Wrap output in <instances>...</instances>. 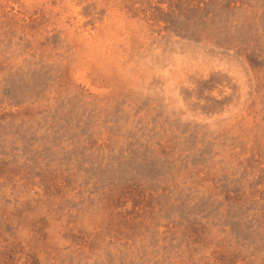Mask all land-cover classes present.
<instances>
[{"label":"rangeland","instance_id":"obj_1","mask_svg":"<svg viewBox=\"0 0 264 264\" xmlns=\"http://www.w3.org/2000/svg\"><path fill=\"white\" fill-rule=\"evenodd\" d=\"M0 264H264V0H0Z\"/></svg>","mask_w":264,"mask_h":264}]
</instances>
